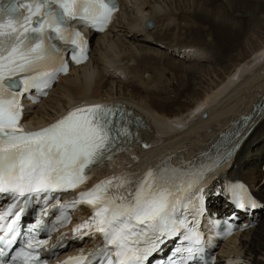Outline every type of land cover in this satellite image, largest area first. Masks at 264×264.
<instances>
[{
	"label": "snow or ice",
	"instance_id": "obj_1",
	"mask_svg": "<svg viewBox=\"0 0 264 264\" xmlns=\"http://www.w3.org/2000/svg\"><path fill=\"white\" fill-rule=\"evenodd\" d=\"M116 10L115 0H0V194L23 197L27 203V197L33 194L75 189L89 178L95 166L111 159L118 145L131 135L129 114L116 104L77 107L38 131H26L21 124L20 97L24 92L47 88L48 80L68 71L54 41L67 43L71 34L70 43L78 47L72 59L80 63L87 59L86 42L79 31L71 29V22H87L102 30ZM230 154L188 169L164 166L149 170L139 180L125 173L103 180L80 192L76 200L55 207L87 204L93 209L91 220L76 228H87L89 235L94 228L105 241L89 264H147L162 244L181 236V246L173 253L176 258L169 257L166 264H186L199 251L196 245L201 240L195 220L184 215L191 205L190 193L206 172ZM238 187L239 193L233 187L237 206L245 208L247 199L256 207L244 186ZM203 195L201 189L198 199L202 201ZM23 211L14 202L0 214V221L14 216L10 222L0 223V264H42L38 249L47 244V239H37L42 220L29 228L23 247H13L21 235L14 226ZM183 241L190 242L189 246ZM182 252L187 256H180ZM86 259L80 255L65 264H82Z\"/></svg>",
	"mask_w": 264,
	"mask_h": 264
},
{
	"label": "bare ground",
	"instance_id": "obj_2",
	"mask_svg": "<svg viewBox=\"0 0 264 264\" xmlns=\"http://www.w3.org/2000/svg\"><path fill=\"white\" fill-rule=\"evenodd\" d=\"M123 1L124 7L117 22L110 31L95 38V48L93 51L91 49V60L62 76L50 91V95L32 109L26 119L33 124L52 122L59 115L66 114L86 101L121 99L132 102L140 113L132 115L134 121L145 122L148 139L154 137L150 147L141 148L137 144L126 156H121L125 161L123 164L129 168L134 164L128 165L127 162L135 161L136 158L137 164L147 162L141 170L129 172L131 176L128 178L132 180L143 178L149 170H158L164 166L188 169L190 165L210 164L218 157L231 153L219 166L206 172L205 175L209 176L200 182L195 190L209 191L207 185L214 177L215 180L222 179V181L210 189L213 207H219L220 204V209L227 208L226 202L236 199L233 187L235 186L239 193L240 185L244 186L252 200L259 202L260 207L254 210L250 208L244 213L257 223V228L254 227L255 229L252 228L239 237L231 238L229 244H226L229 250L226 256L231 252L240 253L244 257L241 264H264V166L262 165L264 112L258 110L264 108L261 107L264 101L256 105L257 99H264V48L261 49L264 45L255 50L258 51L257 54L237 64L228 79L225 78L226 80L222 82L216 81V84L211 83L207 88V94L201 97L204 100L199 98L193 103L190 102L191 105L187 110H179L175 114L172 110L173 104L179 102L186 94L184 90L188 89L191 81L188 78L186 87L180 89L173 82L176 76L166 70L170 68L177 75L195 76L199 73L197 71L199 65L162 64L163 60L159 58L161 51L152 44L164 42L167 50L165 54H171L173 49L174 54L178 53L181 56L179 59L182 63L190 59H194L196 63L207 61L210 50L200 45L182 44L181 41L176 40L179 39V35L176 36L177 38H170L169 33H174V24L180 20L177 21L173 12L169 11L170 6L166 3L169 0ZM170 1L176 2V0ZM212 1L213 8L221 7V11L229 13V8L225 10L220 4H214L218 0ZM257 1L256 7L252 6V2H248L234 8L232 13H243V18L245 15L255 13L252 19L245 18L246 22L244 21V24L236 29L237 32L226 20L219 18L218 14L211 13L212 15L208 16L210 10L191 14L198 25L208 23L209 31L218 38V43L225 42L227 37L235 38L236 42L238 35L243 34L244 28L256 21L261 17L260 13L264 12L260 10L264 0ZM179 2L189 9L195 0H178ZM199 3L200 0L198 4L196 3L197 6L204 5ZM243 10L252 12H243ZM130 11L132 13L129 15H132V18L126 15ZM127 16L128 18H125ZM150 20L154 23L152 27L147 25ZM199 47L202 50L196 49ZM224 48L226 49V46ZM151 59L155 61L152 62ZM152 67L154 72L151 74L149 70ZM136 69L139 72H135ZM173 94L175 95L171 97ZM148 95H152L150 101L147 100ZM158 97L162 99L158 100ZM112 166L119 168L120 165L114 162ZM105 171L102 175L111 178L112 175L104 174ZM217 193L219 195H216ZM250 234L253 235L248 240ZM80 245L83 244L75 246Z\"/></svg>",
	"mask_w": 264,
	"mask_h": 264
},
{
	"label": "rangeland",
	"instance_id": "obj_3",
	"mask_svg": "<svg viewBox=\"0 0 264 264\" xmlns=\"http://www.w3.org/2000/svg\"><path fill=\"white\" fill-rule=\"evenodd\" d=\"M198 1L199 0H197V2H196V0H195L194 3H192V4L190 3L191 6L189 7V9L187 6L185 7V5L182 2L178 3V0H176V2L170 1V0L166 2L170 6L169 11L173 12V15H175V17L177 18V21L180 20V22H176L174 24L175 25L174 26L175 28L173 31L174 33L170 32L169 34H170V38H172V39L177 38L176 36L179 35L180 36V37H178L179 39H176V40L181 41L182 44H185V45L194 44L197 46L200 45V47H205L208 50H210V51H208V52H210L209 53L210 57L208 58L207 61L196 63L197 61H195L194 59H190L187 62L182 63L180 61L181 59H179V58H181V56L178 53L174 54L173 49H171L172 50L171 54H167V55L165 54V52L167 53V50L165 49L166 45L164 42L162 44L161 43L156 44V45H155V43L152 44L153 46H156L155 48L157 50L161 51L159 58H161L163 60L162 64H174L175 63V64H180L181 66H188V65H192V64L199 65V67L197 69V71L199 73L195 76L192 74L191 75H187V74H178L177 75L176 72H174L170 68H168V70H166L168 72L170 71L171 73H173L174 76H176L175 80L173 79V82H175L176 86L179 87L180 89L186 87V82H187L188 78H189V81H191V84L188 87V89L184 90V91H186V94L183 97H181L179 102H175V104H173L172 110L175 111V114L179 110H183V109L187 110V107L189 105H191V103L195 102L196 100H198L201 97H204L203 95H205V93L207 92V88L211 85V83L216 84V81L222 82L223 80L228 79V76L232 72H234V70L236 69L237 64L244 61L245 58L250 57L251 55L254 56L255 53L257 54L258 51L255 52V50L259 49L260 47H262L264 45V12L260 13L261 17H259L256 21H254L251 24H248L247 27L244 28L243 34L238 35V37L236 38V40H237L236 42H235V38L229 37L230 39H228V37H227L225 39V42L221 41V43H218L217 42L218 38L215 35H213L212 31H209L210 28L208 27V23H206L205 25H204V23L201 25L200 24L198 25L197 20L195 18L193 19V17H192L193 15L191 14V13H203L207 10H210L209 11L210 14H208V16L212 15L211 13L218 14L219 18L226 20L227 23L230 24L231 27L234 28L233 30L235 32H237L236 29L240 28V26H242V24H244V21L246 22L247 18L252 19L253 17H255V13L253 12L254 14L251 13V15H245L243 18V13L238 12L237 14H235V13H232L233 10L236 9L237 5H240L243 3L246 4L248 2H252V6L256 7L257 6L256 3H258L257 0H250V1H248V0H241V1L236 0L237 2L235 0H225V1L218 0V2L217 1L214 2L215 5L220 4L222 6V8H224L225 10H227L229 8L228 14L221 11V7H218L219 10H218V8H216L217 10L215 8H213V5H212L213 1L212 0H200L201 5L204 4L203 6H197ZM230 2H231V4H230ZM200 3H199V5H200ZM186 9H188V10H186ZM260 10L261 11L264 10V4H262V7ZM218 11H221V12H218ZM243 12H252V11L251 10H246V11L243 10ZM130 13H132V11H130L129 13H126V15L127 14L129 15ZM126 15L124 14V16H126ZM125 18H128V16ZM129 18H132V15H129ZM240 19L241 20L243 19V20L241 21ZM168 31L169 30H167V32ZM171 35L175 36V37H172ZM93 40L96 41L95 39H93ZM94 41H93L92 51L95 48ZM199 42H200V44H199ZM181 43H177V44H181ZM225 46H226V49L224 48ZM200 47L196 48V49L202 50ZM263 48H264V46L261 49H263ZM222 49H223V51L221 52ZM159 58H158V63H159ZM151 61L154 62L155 60L151 59ZM133 65L135 66V64H133ZM135 72H139V70L136 69ZM151 72H154L153 67L151 70H149V73H151ZM132 73H134V70H132ZM174 95L175 94L171 95V97ZM151 96L152 95H148V97H147L148 101H150ZM206 97H208V95ZM157 99L161 100L162 97H160V98L158 97ZM202 100H204V98ZM192 112H194L193 109H192ZM173 116H176V115H173ZM260 177L262 178V174L260 175ZM259 211H261V210H259ZM263 216H264V214H263ZM257 226H256V228H257ZM252 235L253 234H250L248 236V240H250Z\"/></svg>",
	"mask_w": 264,
	"mask_h": 264
},
{
	"label": "water",
	"instance_id": "obj_4",
	"mask_svg": "<svg viewBox=\"0 0 264 264\" xmlns=\"http://www.w3.org/2000/svg\"><path fill=\"white\" fill-rule=\"evenodd\" d=\"M147 25H149V27H152L154 24H153V21H149L148 23H147Z\"/></svg>",
	"mask_w": 264,
	"mask_h": 264
}]
</instances>
